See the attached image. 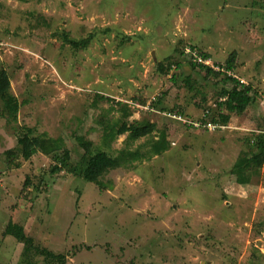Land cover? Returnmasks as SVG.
Segmentation results:
<instances>
[{
    "label": "rangeland",
    "instance_id": "1",
    "mask_svg": "<svg viewBox=\"0 0 264 264\" xmlns=\"http://www.w3.org/2000/svg\"><path fill=\"white\" fill-rule=\"evenodd\" d=\"M91 35L80 49L64 40ZM186 44L219 64L235 53L234 79L252 88L244 113L217 129L166 115L228 114L219 101L235 82L193 68ZM176 62L169 75L159 70ZM1 67L10 87L0 112L20 109L0 115V264L25 260L17 238L4 236L10 219L40 246L68 254L66 264H264V166L249 183L232 172L264 132V0H0ZM120 103L130 121L156 131L131 142L121 135L102 150L145 151L163 130L171 146L134 162L125 155L132 163L104 169L102 186L87 182L77 168L90 155L81 141L101 145L100 121L123 120ZM24 127L46 137L10 168L4 152ZM66 152L68 166L51 172Z\"/></svg>",
    "mask_w": 264,
    "mask_h": 264
},
{
    "label": "trees",
    "instance_id": "2",
    "mask_svg": "<svg viewBox=\"0 0 264 264\" xmlns=\"http://www.w3.org/2000/svg\"><path fill=\"white\" fill-rule=\"evenodd\" d=\"M93 35L87 37L85 39L76 40L70 38L68 36L64 37V40L71 44L74 48L80 49L85 48L92 41ZM189 45V44H186ZM185 45V46H186ZM184 46V47H185ZM195 46V45H192ZM184 47L182 48V55L184 52ZM201 54L204 57H211L209 53H205L201 50ZM235 53H233L226 61V67L233 71L234 68V60ZM193 68L201 67L207 69L208 74H214L216 76L223 75L225 81L228 82L232 80L235 82V85L232 88H224L221 92V100L219 101V107L221 109H225L228 114H221L219 117L211 118V111L208 114L215 122H222L223 124H227L230 119L231 113L243 114L244 111L248 108L250 103L254 101V96L252 94V88L250 86H245L234 77L229 76L225 73H221L215 71L209 67H205L204 65H199L196 62L190 61ZM180 65L178 62L170 63L168 66L165 64H159V70L161 73L169 75L173 68H178ZM173 73V72H172ZM171 78L175 81L176 75L173 73ZM186 85L191 86V77L186 79ZM10 87V76L7 70L3 67L0 68V95H5L7 90ZM252 97V100L250 99ZM101 99L110 98L100 96ZM158 105L161 104V98L159 99ZM121 109L125 111L124 119L121 121L114 120L115 123L105 122L103 120L100 121V124L103 126V142L101 145L95 147L93 141L82 139L81 147L85 150V152H89V159L86 164L81 167H77L80 171L78 173L85 181L99 183V177L102 175L103 170L106 168H114L119 167L120 164H126L127 162H131L129 160H124L123 157L125 155L133 156L135 159L132 162L137 160H142L144 158H151L155 155H160L167 151L171 143L168 138V134L165 130L161 131L157 136V139H153L150 142L148 150L139 149L138 152H127L129 150L124 149L123 151L119 150V155H115L113 153H109V151L102 150L101 148H113V143L119 138V136L126 134L128 141H137L145 136H150L156 131V125L147 120H133L130 121L129 118L133 115L132 111L129 108V105L126 103H120ZM165 110V107H162ZM12 111L9 108H4L3 111L0 112V115L10 116L16 115L20 109V106L16 104ZM204 119V117L202 118ZM201 119V120H202ZM117 121V122H116ZM22 134L18 135L17 146L11 149H8L4 152L6 159L9 161L10 168H19L21 164L16 161L18 157H23L25 160L30 159L33 155H35L41 147V141L46 136H33V130L24 127L22 129ZM156 138V137H155ZM254 148L251 151V154L243 153L235 162L233 166L232 172L236 175L237 178H242L244 182H251L253 176H260L261 169L264 166V132L255 136ZM69 152H66L59 160L61 162V166L54 165L51 169V172L61 171L62 168L67 167L69 164ZM131 162V163H132ZM77 168L73 167L71 169L72 172L77 173ZM29 184V179H26L25 185ZM101 185V184H100ZM102 186V185H101ZM5 235L15 236L17 240L24 244V252L22 256H24V264H66L68 260V254L65 253H57L49 248L42 247L36 243V240L31 235H28L25 231V228L22 224L10 219V222L7 225L6 231H4ZM33 256H41L44 258L43 262H38L35 260L36 257Z\"/></svg>",
    "mask_w": 264,
    "mask_h": 264
},
{
    "label": "built area",
    "instance_id": "3",
    "mask_svg": "<svg viewBox=\"0 0 264 264\" xmlns=\"http://www.w3.org/2000/svg\"><path fill=\"white\" fill-rule=\"evenodd\" d=\"M183 57H185V59H187L188 61L196 62L199 65H204L205 67H209L215 71L225 73L232 77L235 76L234 72L229 68H227L225 64L214 63L215 61L212 59V57L202 56L201 51H198L195 46L186 45L184 47ZM209 113L210 111L208 110L204 119L198 121H189L188 119H185L181 114L178 113L168 112V114L166 115L171 116L172 118L178 120H183L185 124L193 128H203V129L213 130L222 127V125L219 124L218 122L209 119L210 118L208 117Z\"/></svg>",
    "mask_w": 264,
    "mask_h": 264
},
{
    "label": "crops",
    "instance_id": "4",
    "mask_svg": "<svg viewBox=\"0 0 264 264\" xmlns=\"http://www.w3.org/2000/svg\"><path fill=\"white\" fill-rule=\"evenodd\" d=\"M209 109H207L204 113H203V115L201 116V117H199V118H187V117H185L183 114H181V113H178V114H181L185 119H188L189 121H198V120H201L203 117H205L206 116V114H207V111H208ZM172 113V112H171ZM175 113H177V112H175ZM173 119H175V118H173ZM175 120H177V121H179V122H181V123H183V124H185V122L183 121V120H178V119H175ZM185 125H187V124H185ZM189 126V125H188ZM191 129H203V128H193V127H191V126H189ZM19 244L21 245V246H23L24 247V244L23 243H21V242H19ZM22 247V248H23ZM23 250V249H22Z\"/></svg>",
    "mask_w": 264,
    "mask_h": 264
}]
</instances>
